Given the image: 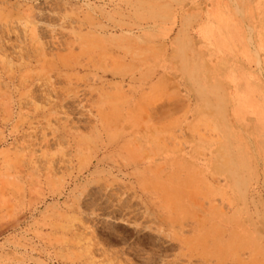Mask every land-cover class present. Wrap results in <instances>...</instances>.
Wrapping results in <instances>:
<instances>
[{
    "label": "rangeland",
    "instance_id": "374dc122",
    "mask_svg": "<svg viewBox=\"0 0 264 264\" xmlns=\"http://www.w3.org/2000/svg\"><path fill=\"white\" fill-rule=\"evenodd\" d=\"M0 264H264V0H0Z\"/></svg>",
    "mask_w": 264,
    "mask_h": 264
}]
</instances>
